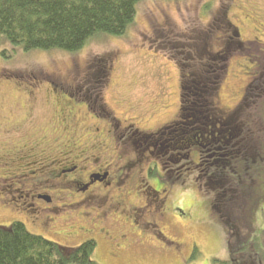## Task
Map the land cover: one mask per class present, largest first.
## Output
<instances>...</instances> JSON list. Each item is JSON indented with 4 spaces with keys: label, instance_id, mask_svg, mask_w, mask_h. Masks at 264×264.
Here are the masks:
<instances>
[{
    "label": "rangeland",
    "instance_id": "obj_1",
    "mask_svg": "<svg viewBox=\"0 0 264 264\" xmlns=\"http://www.w3.org/2000/svg\"><path fill=\"white\" fill-rule=\"evenodd\" d=\"M182 72L194 74V87L188 83L182 90ZM58 79L70 87L53 86ZM195 89L197 94L192 97ZM248 89L250 97L246 98ZM53 92L59 95H51ZM96 95L101 96L105 112L101 119L94 118L96 111L91 113L85 102L98 107ZM252 96H259L263 102L264 0H142L125 34L96 35L76 52L25 51L23 46L0 40V156L34 138L44 144V139H50L61 154L58 158L75 145H80V152L99 143L102 147L105 143L119 144L117 147L129 155L127 160L135 163L131 184L121 185V190L130 193L131 205L145 207L134 218L141 226L156 223L163 236L156 237L153 225H148L140 232L143 246L116 258L113 248L97 234L98 229L92 230L94 221L102 228L100 221L109 217V231L122 234L116 216L100 209L97 199L80 203L72 195L80 198L84 194L57 184L59 181L52 182V194L56 195L50 209L53 212L49 217L36 213L26 206L29 198L22 187L23 180L30 181L31 176L21 179V185L8 181L0 184V226L10 228L14 221H23L32 233L65 249L94 238L98 242L94 257L100 264H216V260H230L233 246L239 262H264V104L256 107ZM189 98L191 102L201 98L207 105L200 115V126H192L187 116L182 119L188 123L170 126L159 159L168 175L181 170L183 178L165 177L162 171L150 177L145 171L154 159L146 150L149 140L142 133L148 136L167 128L179 118L183 105L188 106ZM50 104L59 110L75 108L77 124L71 132L52 125L55 110ZM216 119L222 122L219 129ZM17 123L25 125L14 133ZM111 124L120 139L107 135ZM57 131H61L63 143L54 142ZM194 135L204 138L200 141ZM111 160L104 156V166ZM26 161L20 158L17 162L23 164L10 174L0 163V178L35 169L32 161L28 159L29 166ZM207 168H215L213 174L218 175L209 180L212 171L204 170ZM220 168L233 177L223 176ZM238 172L242 179L235 178ZM198 173L205 176L194 182ZM185 181L190 185H184ZM148 184L160 192L167 189L163 202H152L154 192ZM219 192L222 202L212 208L210 202ZM161 203L164 210L158 207ZM222 217L230 218L232 228ZM130 227L135 226L131 223ZM229 230L240 236L232 239Z\"/></svg>",
    "mask_w": 264,
    "mask_h": 264
},
{
    "label": "flooded vegetation",
    "instance_id": "obj_2",
    "mask_svg": "<svg viewBox=\"0 0 264 264\" xmlns=\"http://www.w3.org/2000/svg\"><path fill=\"white\" fill-rule=\"evenodd\" d=\"M190 77L191 83L190 85L194 87V84H196L197 79L194 78V74H185L182 76V81L184 77ZM54 77V76H53ZM59 83L53 82V86L56 88L59 86V89H63L62 86L70 87L69 84H67L64 81H61L58 79ZM182 90H185V86L182 87ZM196 90V91H195ZM194 92L191 94L192 97H195L194 95L197 94L198 89H195ZM65 91V89H64ZM66 92V91H65ZM67 93V92H66ZM53 96L59 95L57 93L51 94ZM51 95L50 100H48L49 103L52 102V97ZM69 97H72L71 95L67 94ZM190 96V97H191ZM250 96V93L248 95V92L246 93V98ZM61 97H64L61 95ZM86 97V96H85ZM182 98L184 99L185 96L183 95ZM96 104L98 107H90L88 102L83 99V101L86 102L88 105V109L91 110V113H94L93 111L95 110L96 113H94V118L96 119H101L103 116V109H102V104H101V96L96 95L95 97ZM51 101V102H50ZM75 101H78L75 99ZM198 102L195 101L191 102V99L189 98L188 106L184 108V105L182 107V110L180 112L179 118L172 122L167 128H164L158 132L152 133V135L147 134L146 136L145 133H142V137H147L149 140V143L147 142L146 150L149 151L151 154V157H153L154 161L149 163V166L147 170L145 171L147 175L150 177H153L156 175V172L162 171L164 173V176H169V175H179L181 180L182 177V171H175L174 175L173 174H167V172L163 169L161 166V163L159 162V159L162 158L165 144L162 142L164 139V136L166 133H168V129L171 127H177L182 124V123H188L192 122V126L195 125L194 127L200 126V115L204 112V105L202 104L201 98L197 99ZM184 102V101H183ZM204 102H208L209 100H206ZM55 103L61 104L59 101H56ZM99 103V105H98ZM191 104V105H190ZM51 105V104H50ZM54 110H55V116L53 120H51L53 126H58L63 128V130H67V132L72 131V127L76 126L77 120L74 121L75 119V108L74 107H68V110H65V107H63L61 110L57 109L54 105H51ZM98 112V114H97ZM221 114V112H219ZM217 114V112H216ZM187 116L186 119H189L188 122H186L184 118ZM215 116H218L215 115ZM219 117V116H218ZM223 119L222 117H220ZM29 120V119H28ZM27 120V121H28ZM217 120V119H216ZM218 121V120H217ZM218 123H222L218 121L217 128H220V125ZM25 123L22 125L20 123H17L13 129L15 131L14 133L20 132L24 128ZM191 126V127H192ZM112 129L108 130L107 135L109 134L113 138H118L115 135V127L113 124H111ZM193 127V129H194ZM97 131L100 129L97 128ZM215 130V127H214ZM137 131V129H136ZM194 132L195 131L194 129ZM61 131L54 132V134L57 136L56 139H54V142L56 143H63L62 134H60ZM73 134V133H72ZM217 135V134H215ZM30 138L31 136L28 135ZM218 136V135H217ZM141 137V138H142ZM211 135H209V139L211 140ZM123 138V137H122ZM193 138H196L197 140H202L201 136L197 135V137L194 135ZM120 139V138H118ZM132 139V137H131ZM140 139V138H138ZM208 139V140H209ZM47 143H41V142H36L35 138L34 140L27 139L25 141L26 144H21V145H14L12 146L11 150L8 151L7 153L3 154L0 156V163H2V167L5 169L6 173L9 172L12 173L14 172V169L18 165H22L23 163H18L17 161L20 158L26 159L28 161H32V165H34L35 169L33 170H27V173H21V174H16L12 175L10 177L6 178H0V184L4 181H8L11 184H20L21 185V179H24L26 177L31 176L30 181L28 179L23 180V188L26 190L25 196L29 198L28 203L29 205L26 204L27 207H32L34 208V212L40 213L41 215L48 216L51 212H53L51 209L52 205L55 202L56 195L52 194V188H55L52 184L54 183L53 181H59L56 182L57 184H62L67 188H72L74 189V192L77 194H84L82 197H78V195H72L74 199H79L80 203L86 202V200L94 198L97 199L98 201L95 200V202L99 205L98 207L105 208L107 209V212L109 214H113L118 218V221L116 224H119V229L123 232L122 234H112L109 231V221L108 218L100 221L102 224L101 227H97L98 221H94L92 227L93 231L96 232L98 229L97 234L105 240L111 248H113L114 253L113 256L116 258H120L122 254L128 253L130 251L135 250L136 248H139L143 246L141 243V231L144 232L148 225H153V232L155 233L156 237L163 236V232L159 230L158 226L156 223H148L143 226H141L138 221L134 218L137 216L139 212L143 213L145 210V207H135L131 205V203L128 201V197L130 193H128L125 190H121V185L123 184H131L132 179L134 175L132 176V170L134 169L135 163L132 161H128V156L126 153V150H122L120 147H117L119 144L111 145L105 143L104 146L102 147V143L95 144L93 146L92 150H87L86 151H77L80 148V145H72L74 147L71 148L70 151H66L62 154V158H58L57 154L61 155L58 150L55 149V147L52 144V141L50 139H44ZM98 140V139H96ZM104 141L106 138L103 139ZM17 141L20 143L22 142V137L18 138ZM136 143V141H133ZM121 145V144H120ZM128 145V144H126ZM164 145V146H163ZM201 145V144H200ZM152 149V151H150ZM153 149L157 151L153 152ZM191 150H188L189 156L191 155ZM111 153V154H110ZM180 154V153H178ZM104 156H108L109 158H112L111 161L106 162L107 164L104 166ZM25 157V158H24ZM115 158L117 161H115ZM222 158H218L217 160H221ZM179 160V158H178ZM26 161V162H27ZM113 161L115 163L113 164ZM119 161H122V164H117ZM245 161V160H243ZM209 162V161H206ZM28 163V162H27ZM189 164V162H188ZM193 164V162H191ZM30 164L28 163V166ZM200 163L197 164L199 166ZM20 168V167H19ZM191 166L186 168V171L190 170ZM213 169V168H212ZM207 171H210V168L204 169ZM171 171V172H173ZM180 174H176V173ZM184 172V171H183ZM146 175V176H147ZM184 176V175H183ZM199 176L204 177L205 174H199L197 177L193 180L194 182H199L201 178ZM209 180L214 179V175L208 174L207 176ZM190 181V180H189ZM189 181H185L184 185H190ZM53 182V183H52ZM144 182V185H146V182ZM220 184H217V187H220L221 182L217 181ZM45 183H48L45 185ZM49 184L51 185L49 187ZM100 184V186H97ZM142 186V185H141ZM202 185L198 183V188H200ZM9 187V186H8ZM101 187V188H100ZM148 187L150 190L154 192V195L150 198L152 202H157V201H164L166 198V195L168 193L167 189L162 190L161 192L157 190L156 187L148 184ZM96 189V190H95ZM137 192L140 189V185L136 186ZM115 192L117 194H115ZM164 193V196L162 195ZM79 194V195H80ZM221 193L219 192L214 196L212 201L210 202V206L213 208V206L217 205V203L222 202V196H219ZM226 194V193H224ZM227 193V197L230 196ZM140 195V193L138 194ZM23 197V196H22ZM87 197V199L85 198ZM148 202L149 207L152 209V203ZM128 201V202H127ZM225 201V200H224ZM101 204H100V203ZM25 204V203H24ZM161 203L160 207L161 209L164 210V205ZM31 209V208H30ZM124 216V218H120ZM229 218V217H228ZM121 219V220H120ZM228 224V220L230 219H224ZM20 221V220H19ZM23 222V221H21ZM51 222V220H50ZM131 223L134 224L135 227H130ZM232 228V223L228 224ZM235 224H233L234 226ZM236 226V225H235ZM97 227V228H96ZM145 227V228H143ZM126 232H125V229ZM91 231V230H90ZM88 231V232H90ZM230 231V230H229ZM231 238L235 237L238 238L240 236V233L237 231L231 232L230 231ZM160 239V238H159ZM233 239V238H232ZM232 241V240H231ZM166 242H170L172 246L174 247H179L176 241L174 240H169L167 239ZM151 246V245H150ZM231 254V252H230Z\"/></svg>",
    "mask_w": 264,
    "mask_h": 264
},
{
    "label": "trees",
    "instance_id": "obj_3",
    "mask_svg": "<svg viewBox=\"0 0 264 264\" xmlns=\"http://www.w3.org/2000/svg\"><path fill=\"white\" fill-rule=\"evenodd\" d=\"M141 1L0 0V40L5 39L12 46H23L25 51L57 49L76 52L96 35L125 34L137 16V5ZM183 80V86L191 83L188 77ZM250 91L247 90L248 95ZM260 99L252 96L251 103H256V107L264 104V99L263 102ZM257 111L262 114L259 109ZM214 169L211 174L217 176L218 173L213 174ZM220 172L223 176L228 174L230 179L233 177L231 172L221 168ZM243 172L247 174L249 170ZM235 178L242 179L241 173H235ZM252 244L245 245L243 250H248ZM97 247V240L90 238L75 248L65 249L32 233L19 220L10 228L0 226V264H100L94 257ZM236 253L234 246L231 247L230 260H216V264H264L257 260L239 262Z\"/></svg>",
    "mask_w": 264,
    "mask_h": 264
}]
</instances>
